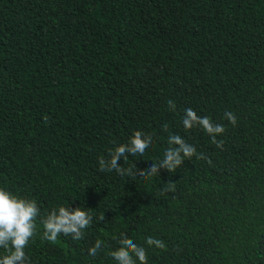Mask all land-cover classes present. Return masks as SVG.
Listing matches in <instances>:
<instances>
[{
	"label": "trees",
	"instance_id": "1",
	"mask_svg": "<svg viewBox=\"0 0 264 264\" xmlns=\"http://www.w3.org/2000/svg\"><path fill=\"white\" fill-rule=\"evenodd\" d=\"M189 107L224 125L222 149L185 131ZM136 130L152 145L123 168L162 159L169 134L207 159L150 178L99 171ZM0 187L41 215L93 214L82 240L35 236L32 264H116L121 233L148 264H264V0H0Z\"/></svg>",
	"mask_w": 264,
	"mask_h": 264
},
{
	"label": "clouds",
	"instance_id": "2",
	"mask_svg": "<svg viewBox=\"0 0 264 264\" xmlns=\"http://www.w3.org/2000/svg\"><path fill=\"white\" fill-rule=\"evenodd\" d=\"M170 110H175V103L171 99L167 102ZM224 117L233 125L237 124V117L231 111L225 112ZM47 120V117L44 118ZM182 125L185 131L193 128H200L211 137V142L219 148H223V141L217 140L218 134H223L226 129L224 125L215 123L208 116H200L191 107L184 110ZM163 129L167 131L168 125L164 124ZM153 138L139 130L132 133L127 143L115 146L109 152V159L101 157L98 161L99 171H115L120 176H139L143 178L155 177L160 169H166L169 173L175 172L185 160L207 159L204 154L197 153L194 145L189 144L178 134H169L167 137L168 147L165 149L163 158L153 163L146 170L137 169L132 163L131 167L123 168L120 164L121 157L126 158L127 154L144 157ZM211 164V160H208ZM175 185L168 182L166 187L161 188L162 193L174 192ZM103 220L104 215L99 217ZM39 220V225L38 221ZM93 214L87 208H70L68 205L53 207L49 212L41 215L40 208L34 199L21 197L4 187H0V264H32L25 249L29 242L37 235L42 240L56 243L63 235L73 240H82L85 230L93 225ZM38 227L42 232L38 233ZM145 243L149 247L164 249L165 243L153 237H146ZM119 247L108 254L116 264H148V254L144 246L138 245L126 234L121 233L118 239ZM103 248V242L97 239L87 249L90 257H97Z\"/></svg>",
	"mask_w": 264,
	"mask_h": 264
}]
</instances>
